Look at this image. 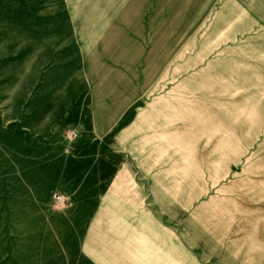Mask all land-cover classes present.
Masks as SVG:
<instances>
[{
  "label": "rangeland",
  "instance_id": "obj_1",
  "mask_svg": "<svg viewBox=\"0 0 264 264\" xmlns=\"http://www.w3.org/2000/svg\"><path fill=\"white\" fill-rule=\"evenodd\" d=\"M0 264H264V0H0Z\"/></svg>",
  "mask_w": 264,
  "mask_h": 264
},
{
  "label": "crops",
  "instance_id": "obj_2",
  "mask_svg": "<svg viewBox=\"0 0 264 264\" xmlns=\"http://www.w3.org/2000/svg\"><path fill=\"white\" fill-rule=\"evenodd\" d=\"M210 191H213L214 192V189L211 187V190Z\"/></svg>",
  "mask_w": 264,
  "mask_h": 264
}]
</instances>
